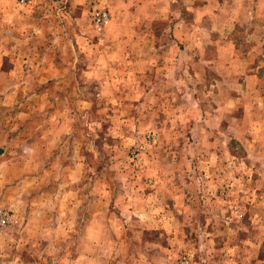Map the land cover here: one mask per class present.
<instances>
[{
  "label": "rangeland",
  "instance_id": "obj_1",
  "mask_svg": "<svg viewBox=\"0 0 264 264\" xmlns=\"http://www.w3.org/2000/svg\"><path fill=\"white\" fill-rule=\"evenodd\" d=\"M221 1L0 0V264H264V0Z\"/></svg>",
  "mask_w": 264,
  "mask_h": 264
},
{
  "label": "crops",
  "instance_id": "obj_2",
  "mask_svg": "<svg viewBox=\"0 0 264 264\" xmlns=\"http://www.w3.org/2000/svg\"><path fill=\"white\" fill-rule=\"evenodd\" d=\"M223 2L224 0L221 1L220 4L223 5ZM225 2H226V5H225L226 8H223L222 11L224 13H227V16L232 17V18L226 19V20L222 19L220 23L217 22L215 24L217 26L218 33H221V36H224V37H225V34H229L234 27L237 29L240 26L239 22H236L235 20H233L234 19L233 16L241 8L240 6H243V5H240V3L242 2L243 3L246 2V4L248 3L247 9L250 12V9L252 10L254 0H226ZM228 10H230V12H228ZM260 43H264V42H259V44ZM219 48H222V47L219 46ZM260 56H262V58L264 59V49H262ZM205 60L208 62L207 59ZM244 60H245V57L242 56L241 53L240 55H237V52L234 49H231V54L215 62V64H217V68H219L217 73L218 75L222 74V76L226 74L228 75L230 74V76L236 77L237 79H239L237 81V85L239 86L240 90L242 89V87L246 86L250 88L252 86V88L250 89L247 88V89L251 90L252 92L253 91L257 92L259 90L258 87L260 85L259 76L262 75L261 70H259L261 69L260 66L263 65L261 62L262 60L259 59L260 62L258 61L257 63L251 64V65H246L245 64L246 61ZM251 82H254V84H252ZM260 91H261V94L264 95V90L262 89ZM233 99H234L233 101L239 102V103H236L237 105L235 108H238L243 105L240 102V99H241L240 97H233ZM261 99L264 100V97H261ZM241 121H244V119H242ZM89 229H90V225L87 224V230L89 231ZM142 245H143L142 240L140 239L139 242H137V247H140Z\"/></svg>",
  "mask_w": 264,
  "mask_h": 264
},
{
  "label": "built area",
  "instance_id": "obj_3",
  "mask_svg": "<svg viewBox=\"0 0 264 264\" xmlns=\"http://www.w3.org/2000/svg\"><path fill=\"white\" fill-rule=\"evenodd\" d=\"M93 18H94V22L96 24H100L105 19V12L98 11L97 13H95ZM8 221H9V216L7 215V213L4 210H2L0 208V229L3 228L4 226H6Z\"/></svg>",
  "mask_w": 264,
  "mask_h": 264
}]
</instances>
